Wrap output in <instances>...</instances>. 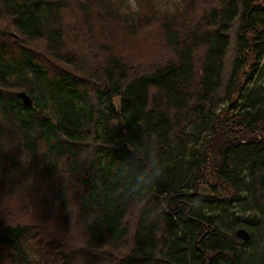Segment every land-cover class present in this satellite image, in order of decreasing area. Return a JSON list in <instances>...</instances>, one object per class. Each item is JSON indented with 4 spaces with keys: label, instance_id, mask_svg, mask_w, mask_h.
Listing matches in <instances>:
<instances>
[{
    "label": "trees",
    "instance_id": "16d2710c",
    "mask_svg": "<svg viewBox=\"0 0 264 264\" xmlns=\"http://www.w3.org/2000/svg\"><path fill=\"white\" fill-rule=\"evenodd\" d=\"M72 1L0 0V186L74 221L9 212L0 264H264V0Z\"/></svg>",
    "mask_w": 264,
    "mask_h": 264
},
{
    "label": "rangeland",
    "instance_id": "374dc122",
    "mask_svg": "<svg viewBox=\"0 0 264 264\" xmlns=\"http://www.w3.org/2000/svg\"><path fill=\"white\" fill-rule=\"evenodd\" d=\"M113 3V8L115 10H119L120 12L118 13H122V14H126L128 13V15H130V18H135L136 14L138 11H142L143 9H145V6L147 5L146 1L143 0H109ZM177 0H154V4H158L160 6V8L163 9H167V10H174V6ZM107 3V0H106ZM67 13L65 15L64 18V25L67 26V23H73V18L71 15V12L74 10L75 11V7L73 8V1L72 0H68V7H67ZM91 10L94 12V14H97L100 18H104V16L99 12V7H97L96 5H94L93 3L91 4ZM80 16V15H78ZM72 18V19H71ZM116 24H120L122 26L123 22L119 19H116ZM4 23H2L0 25V27H2L4 30ZM124 35L129 34L128 31V27L124 26ZM68 29V26H67ZM144 30V29H143ZM7 31L13 35H15L16 37H18V34L15 33V31L9 30L7 29ZM6 31V32H7ZM68 30L66 32V35L68 34ZM71 39V38H70ZM131 41L128 40V43H130ZM103 44V43H101ZM126 46V47H124ZM115 47H121L120 49L123 50H127L128 46L127 44L125 45V43H115L114 44V48ZM116 49V48H115ZM93 52H96L97 54L100 53L99 50H93L92 51V56H93ZM5 141V146L10 148L12 147V145L15 144V142L18 140L17 136L13 139L11 138H3ZM8 140L13 141V143H9ZM33 188V186H30L28 188ZM13 191L10 188V184L8 183L7 185H5L4 183L2 184V186H0V218H6L7 216H9V212H13V214L11 216H9L12 219H15V221H22L23 222H34L36 223L38 226H42V225H47L49 227H53L52 223H56L59 224L58 220L60 219L61 221L63 219H67L70 220L72 222H74L73 220H71V216L68 214L69 212H63L61 213L60 211H50V210H46L42 207H37V202L42 203V198L40 197V200L37 201H32L30 199V197L26 194H19V193H12ZM40 193H44L43 191H41ZM11 198H13L15 201H17V205L12 206L9 204L7 207V211H6V201L10 200ZM134 209V208H132ZM20 212V213H17ZM250 211H248L247 213H250ZM57 213H59L61 216L59 219L55 220ZM9 214V215H8ZM136 215V210H132V216L130 217V221L133 220V218H135ZM65 224H69L71 227H65L63 229H65V236L62 235L64 238L61 239H56L53 241H47L50 242L49 244V250L51 251V255L50 258H55L58 254L56 252V246L64 244V245H68V244H75L78 243L79 240L81 239L80 233H79V229L76 226H72L71 223L68 222H64ZM55 232V231H52ZM52 237V236H51ZM129 244L128 245H122L119 246V249H121L119 252H123L122 250L124 248H129ZM119 254V253H118ZM115 258H112V261H114ZM77 263V261H76Z\"/></svg>",
    "mask_w": 264,
    "mask_h": 264
},
{
    "label": "water",
    "instance_id": "95a60500",
    "mask_svg": "<svg viewBox=\"0 0 264 264\" xmlns=\"http://www.w3.org/2000/svg\"><path fill=\"white\" fill-rule=\"evenodd\" d=\"M18 95L20 96V98L22 99L23 103L27 106H31L32 105V99L31 97L27 94V92L25 91H19ZM236 235L240 238H242L243 240H247L249 238V231L246 228H238L235 231Z\"/></svg>",
    "mask_w": 264,
    "mask_h": 264
},
{
    "label": "bare ground",
    "instance_id": "6f19581e",
    "mask_svg": "<svg viewBox=\"0 0 264 264\" xmlns=\"http://www.w3.org/2000/svg\"><path fill=\"white\" fill-rule=\"evenodd\" d=\"M242 228V227H241ZM244 228V227H243ZM242 239V238H241Z\"/></svg>",
    "mask_w": 264,
    "mask_h": 264
}]
</instances>
